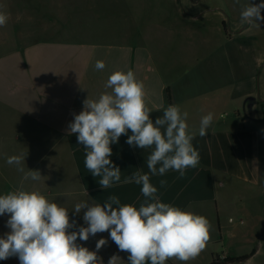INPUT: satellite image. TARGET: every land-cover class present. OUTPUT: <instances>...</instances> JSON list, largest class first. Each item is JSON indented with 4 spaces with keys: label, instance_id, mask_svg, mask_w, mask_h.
Returning <instances> with one entry per match:
<instances>
[{
    "label": "crops",
    "instance_id": "1",
    "mask_svg": "<svg viewBox=\"0 0 264 264\" xmlns=\"http://www.w3.org/2000/svg\"><path fill=\"white\" fill-rule=\"evenodd\" d=\"M247 2L177 0L178 12L151 15L145 26L139 27L133 16L130 31L99 32L92 21L104 18L96 11L102 1L82 0L76 11L58 13L46 26L37 17L35 27L21 33L24 40L14 48H8L10 41L0 42V195L19 187L23 178L8 157L25 154V171L39 170L42 178L23 181L24 188L67 208L76 223L69 231L86 226V209L73 211L77 203L103 204L116 195L121 204L138 208L145 199L141 185L125 179L148 173L152 150L130 146L122 135L111 145L121 180L102 189L100 177L85 168L84 146L68 131L87 97L111 91L105 88L110 74L131 69L144 84L151 118L177 105L188 113V130L195 133L192 143L200 154L196 168L184 177L175 171L151 176L161 202L211 222L205 250L188 264H211L217 256L245 257L232 264H264V22H241ZM76 18L82 20L79 25ZM97 60L104 61L103 70L95 69ZM209 112L214 119L201 137L200 121ZM161 180L166 181L163 187ZM8 218L0 216V237L9 231ZM101 238L108 241L97 252L102 264L113 255L120 258L116 264H128L129 253L120 251L108 232L77 243L96 251ZM0 264L20 261L10 257ZM167 264L181 262L170 259Z\"/></svg>",
    "mask_w": 264,
    "mask_h": 264
},
{
    "label": "clouds",
    "instance_id": "2",
    "mask_svg": "<svg viewBox=\"0 0 264 264\" xmlns=\"http://www.w3.org/2000/svg\"><path fill=\"white\" fill-rule=\"evenodd\" d=\"M237 4L240 0H235ZM264 0L254 4L248 0L242 6L240 17L245 24L259 26L264 22ZM8 15L0 11V27L6 26ZM96 70H103L105 63L97 60ZM103 92L96 99H85L83 110L74 114L68 125L69 134L85 149V168L100 177L102 189L111 188L121 180V170L111 160V145L122 135L126 143L139 149H151L147 157L148 173L135 172L126 183L141 185L145 198L137 208L121 204L119 197L110 195L103 204L77 203L73 211L83 213L86 226L78 231L70 221L69 210L51 202L36 190H26L23 181H39V170L25 171V154L8 157L9 165H16L23 173L19 187L0 195V216L8 215L9 229L0 237V260L18 257L20 264H102L97 252L108 243L101 238L96 251L77 243L88 241L90 236L108 232L110 239L122 252L129 253L128 264H167L176 259L181 264L195 260L206 248L212 229L204 216L187 211L170 203L161 202L158 188L151 183V176H164L169 171L184 177L190 168L199 165L200 154L192 141L195 133L188 130L187 112L179 106L169 105L163 115L153 120L145 102V89L133 70L114 71L107 79ZM214 119L213 113L200 121L199 136L208 134ZM129 130L131 135H128ZM166 184L160 181L161 187ZM120 258L113 255L108 264Z\"/></svg>",
    "mask_w": 264,
    "mask_h": 264
},
{
    "label": "rangeland",
    "instance_id": "3",
    "mask_svg": "<svg viewBox=\"0 0 264 264\" xmlns=\"http://www.w3.org/2000/svg\"><path fill=\"white\" fill-rule=\"evenodd\" d=\"M82 0H0V11H4L8 15L6 30L0 27V42H8V48H14L19 45L24 37L21 33L30 31L36 25L37 17L44 19V25L49 22L50 17L63 14L65 10L71 12L77 8V2ZM102 4L97 5V13L104 15L103 19L97 17L96 21H92V27L99 32L129 30L134 28L135 22H131V18H139L136 21L139 27L145 26L147 19L151 15H164L167 13L178 12L177 0H101ZM96 9V8H95ZM94 13V9H91ZM76 11V10H75ZM59 13V14H58ZM106 16V17H105ZM123 16L124 21H120ZM115 17V18H113ZM118 17V18H117ZM80 18H76L74 24L79 25ZM118 20V23L115 22ZM132 24V25H131ZM51 29V25H48ZM7 33H4L6 32ZM130 31V30H129ZM12 34V37H8Z\"/></svg>",
    "mask_w": 264,
    "mask_h": 264
},
{
    "label": "trees",
    "instance_id": "4",
    "mask_svg": "<svg viewBox=\"0 0 264 264\" xmlns=\"http://www.w3.org/2000/svg\"><path fill=\"white\" fill-rule=\"evenodd\" d=\"M243 259H245V257H241V258H228V259H225V260H221V258L219 256H217L215 258V260L211 264H232L235 261H241Z\"/></svg>",
    "mask_w": 264,
    "mask_h": 264
}]
</instances>
